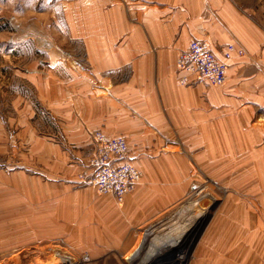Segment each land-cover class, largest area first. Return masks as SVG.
Masks as SVG:
<instances>
[{
  "label": "crops",
  "instance_id": "crops-1",
  "mask_svg": "<svg viewBox=\"0 0 264 264\" xmlns=\"http://www.w3.org/2000/svg\"><path fill=\"white\" fill-rule=\"evenodd\" d=\"M118 1L108 0V9H101L99 30L88 23L90 64L85 70L77 66L71 84L77 95L85 89V98L59 104L61 112H69L63 115L66 143H49L53 148L46 151L38 142L39 174L5 178L6 192H17L0 200V247L5 250L41 243L53 231L54 238L87 247L91 258L125 255L143 230L184 200L192 183L185 167L179 168V157L168 158L170 163L163 156L135 162L142 180L120 204L92 188L72 187L84 167L79 162L92 152L91 134L98 130L126 138L129 146L134 138L211 141L217 170L233 173L242 183L263 181L264 0H124L126 9ZM193 39H206L228 65L223 86L179 83L176 59ZM233 43L244 48L245 56L226 60L224 49ZM47 172L64 181L52 183L53 188L45 182ZM254 188L263 192L257 205L246 199L234 205L242 208V221L258 224L257 233L245 227L231 235L217 226V264H264V190Z\"/></svg>",
  "mask_w": 264,
  "mask_h": 264
},
{
  "label": "rangeland",
  "instance_id": "rangeland-1",
  "mask_svg": "<svg viewBox=\"0 0 264 264\" xmlns=\"http://www.w3.org/2000/svg\"><path fill=\"white\" fill-rule=\"evenodd\" d=\"M102 8L108 9V0H0V175L3 176L0 177V200L17 197L16 191L6 192V176L39 174L38 142L46 151L53 148L51 143L62 146L66 143L69 128L63 115L69 112H61L59 104L67 100L69 105L71 99L75 102L85 98V89L77 95L71 87L75 81L72 73L77 66L85 70L90 64L85 40L87 26L90 22L94 31L100 29L97 16ZM200 40L208 43L206 39ZM233 57L238 56L234 53L231 59ZM84 77L82 87L86 85ZM130 141L131 146L127 143L134 166L135 162L150 163L161 156L167 163H170L168 158L173 161L179 157V168L185 167L190 173L192 185L184 200L137 236L128 253L94 259L86 253L87 247H80L77 242L69 244L64 237L54 238L51 231L41 243L17 244L8 250L0 247V264H169L175 262V258L178 264H217V226L220 233L227 230L225 233L231 235L245 227L257 233L258 224L242 221V208L234 205V200L246 199L257 205L263 192L254 187L261 185L264 190V176L261 184L254 183L253 178L242 183L233 173L217 170V153L212 151L211 141L198 138H170L168 142L165 138H134ZM83 159L79 162L81 167L85 163ZM200 159L203 166H198ZM46 163L53 161L46 159ZM46 169L50 171L49 166ZM83 170L84 167L72 179V187L91 188L79 183ZM56 178L47 172L45 182L53 187L52 183L64 181ZM178 238L186 244L176 256L168 243ZM253 241L258 242L256 236ZM136 251V256L127 259Z\"/></svg>",
  "mask_w": 264,
  "mask_h": 264
},
{
  "label": "built area",
  "instance_id": "built-area-1",
  "mask_svg": "<svg viewBox=\"0 0 264 264\" xmlns=\"http://www.w3.org/2000/svg\"><path fill=\"white\" fill-rule=\"evenodd\" d=\"M234 53L238 57L244 56L243 48L233 44L225 48L223 56L230 60ZM227 68V64L216 57L211 46L200 39H193L177 59L179 81L183 86H223ZM91 139L92 152L84 163L79 183L89 185L100 196H111L120 204L135 190L142 173L131 162L125 138L109 137L98 130L93 132Z\"/></svg>",
  "mask_w": 264,
  "mask_h": 264
},
{
  "label": "water",
  "instance_id": "water-1",
  "mask_svg": "<svg viewBox=\"0 0 264 264\" xmlns=\"http://www.w3.org/2000/svg\"><path fill=\"white\" fill-rule=\"evenodd\" d=\"M185 242H183L182 238H178V239H172L169 243H168V247L170 250H173L174 253L176 254V256L178 254H180L182 252V248H184L185 246ZM174 258V257H173ZM173 260V259H172ZM171 260V261H172ZM174 261V260H173ZM171 262L169 264H178V259L175 258V262Z\"/></svg>",
  "mask_w": 264,
  "mask_h": 264
}]
</instances>
